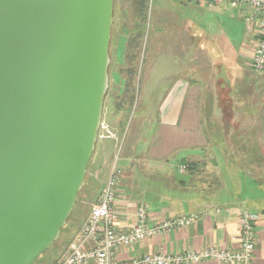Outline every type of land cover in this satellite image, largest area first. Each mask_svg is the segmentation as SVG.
Wrapping results in <instances>:
<instances>
[{
  "label": "water",
  "instance_id": "1",
  "mask_svg": "<svg viewBox=\"0 0 264 264\" xmlns=\"http://www.w3.org/2000/svg\"><path fill=\"white\" fill-rule=\"evenodd\" d=\"M113 0H0V264L58 237L96 149Z\"/></svg>",
  "mask_w": 264,
  "mask_h": 264
},
{
  "label": "crops",
  "instance_id": "2",
  "mask_svg": "<svg viewBox=\"0 0 264 264\" xmlns=\"http://www.w3.org/2000/svg\"><path fill=\"white\" fill-rule=\"evenodd\" d=\"M166 5L182 8L181 46L176 41L178 36L174 35L171 48H178L186 57L183 71L188 75H179L177 69L170 71L168 89L160 101L159 118L150 139L141 151L134 144L123 156L129 159L142 156V164L147 169L171 174L181 160L201 161L210 151H218L220 159L215 157L214 169L220 175L221 186L212 195L205 196L194 189H174L156 179L139 182L134 178L135 173L125 180L120 178L117 228L125 229L133 223L139 201L148 205L149 225L181 213L195 212L199 217L187 226L147 236L122 247L116 260L124 262L160 251L201 250L210 245L237 250L240 247L237 216L246 208L259 216L255 221L256 239L251 258L245 264H264V187L257 184L259 176L247 175L243 170L238 172L233 184L225 170L220 146L211 144L207 137L220 131L237 136L244 133L264 135V71L254 69L250 62L258 20L251 24L245 22L244 16L252 10L249 7L239 9L223 3L208 5L199 0H173ZM175 15V12L170 18L160 15L158 19L173 26ZM239 87H244V91L237 92L235 89ZM263 149L260 146V150ZM82 223L52 264H61L71 241L79 235ZM188 264L221 263L204 258Z\"/></svg>",
  "mask_w": 264,
  "mask_h": 264
},
{
  "label": "rangeland",
  "instance_id": "3",
  "mask_svg": "<svg viewBox=\"0 0 264 264\" xmlns=\"http://www.w3.org/2000/svg\"><path fill=\"white\" fill-rule=\"evenodd\" d=\"M172 1L147 0V7L144 10L145 18L139 25L138 38L135 39L134 45L129 48V51H127V39L131 33L128 34V29L122 28L120 30V26L121 23L126 26L134 25L139 18L133 15L131 0L122 3L123 11L120 15L123 19L119 18L118 8H116L115 13L113 11L108 66L110 85L103 99L96 149L85 173L84 189L78 193L76 199L77 201L79 198L76 209H84L86 216L94 199L97 198L94 191L99 192L103 188L109 166L114 160L122 169L121 180H125L126 176L131 177L135 173L134 178H137L139 182H148L144 176L137 173L139 166L143 163L142 156H133L132 159H129L123 155L124 152H129L130 147L134 144L135 146L138 145L141 151L146 146V141L150 139L159 118L160 101L168 89L170 71L177 69L179 75L186 73L183 71L184 66L187 65L186 57L178 52V48L176 50L171 48L174 35L178 36L176 41L181 46V30L184 27L181 19L183 15L180 11L182 8H172L166 5ZM170 10L176 13L173 26L167 25L164 19H158L160 15H169L168 18H170V15L173 14ZM157 20L161 23L157 24ZM167 20L171 21L170 19ZM127 52L129 61L126 60ZM190 64L192 65V63ZM119 67L123 68L120 75L117 73ZM129 67L131 68L130 75L126 72ZM127 80L130 81L128 83L130 92L127 95H120L124 86L123 81ZM235 90L241 92L244 91V87ZM203 113L205 118L207 113L206 111ZM212 157L220 159V153L210 151L209 154L205 155V159L200 161L204 163L202 166L204 172L212 171ZM180 165L183 164H179L178 168L176 166L173 171L176 178L185 176L186 168L181 170ZM88 189L90 194H88ZM87 194L88 197H86Z\"/></svg>",
  "mask_w": 264,
  "mask_h": 264
},
{
  "label": "built area",
  "instance_id": "4",
  "mask_svg": "<svg viewBox=\"0 0 264 264\" xmlns=\"http://www.w3.org/2000/svg\"><path fill=\"white\" fill-rule=\"evenodd\" d=\"M211 5L223 3L233 8L249 7L252 10L244 16L246 23L258 20L257 38L255 40L251 66L264 71V0H202ZM186 166L180 165L184 170ZM122 169L115 163L110 164L106 181L96 200L84 219L77 235L69 245V251L61 264H188L204 258H213L221 264L247 263L256 239L255 221L259 214L243 208L238 212L240 247L228 250L219 246H207L201 250H189L180 253L157 252L146 253L131 260L119 262L117 252L125 246L141 241L147 236L183 227L197 220L195 212L181 213L172 217H164L148 224V206L139 201L135 208V220L125 229L116 227L119 217L117 209L118 184ZM88 243V244H86Z\"/></svg>",
  "mask_w": 264,
  "mask_h": 264
},
{
  "label": "trees",
  "instance_id": "5",
  "mask_svg": "<svg viewBox=\"0 0 264 264\" xmlns=\"http://www.w3.org/2000/svg\"><path fill=\"white\" fill-rule=\"evenodd\" d=\"M126 0H113V11L115 13L116 8H118L119 18L123 19L120 13L122 14V3ZM131 10L133 15L136 18H139V22L136 21L134 25L126 26L121 23L120 30L122 28L128 29V34L131 33L130 37L127 39L128 41V50L130 47H133L135 39L138 38L140 23L145 18L144 10L147 7V0H131ZM114 17V14H113ZM112 30V28H111ZM126 60L129 61L128 52L126 55ZM123 68L119 67L117 73L120 75ZM131 74V68L129 67L126 71ZM130 79V77H129ZM130 81H123L124 86L122 87V91L120 95L129 94V83ZM126 83V84H125ZM114 97V95H113ZM263 126H264V119ZM227 120V124H228ZM209 138V142L211 144L219 145L221 153L223 155L225 170L234 184L235 180L238 179V172L240 170L245 171L247 175H257L259 179L257 180V184L259 187H264V149L260 150V146L264 147V135H229L223 132H215L212 135H207ZM254 138V139H253ZM263 138V140H261ZM250 139H253L252 141ZM251 142V143H249ZM253 144V145H250ZM212 171L204 172L202 170V166L204 163L200 161H191V160H181V164L186 166L185 177L176 178L173 173L169 174H161L154 170H149L146 167L140 165L139 174L144 176L147 180H158L163 182V184L172 185L174 189L179 190H188L194 189L203 193L205 196L212 195L216 192L221 186V178L219 173L216 172L214 167L217 165V161L212 157ZM206 163V162H205ZM208 164V163H207ZM86 175H84L81 191L84 189V181ZM142 179V178H141ZM89 192V189H88ZM100 192V191H99ZM99 192L94 191V194L98 196ZM90 194V192L88 193ZM88 194L86 197H88ZM80 196V195H79ZM96 199H94L95 201ZM78 200L75 202L73 209L68 216L65 224L61 227L60 233L57 239L45 250L41 252V254L37 257L33 264H52L57 261V259L61 256V254L66 249L69 239L72 237L74 232L77 230L78 226L84 221L86 215L84 214V209H76L78 206ZM76 210V213H75ZM74 215V216H73ZM84 215V216H83Z\"/></svg>",
  "mask_w": 264,
  "mask_h": 264
}]
</instances>
